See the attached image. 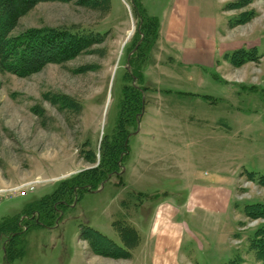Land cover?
Instances as JSON below:
<instances>
[{
  "label": "rangeland",
  "instance_id": "obj_1",
  "mask_svg": "<svg viewBox=\"0 0 264 264\" xmlns=\"http://www.w3.org/2000/svg\"><path fill=\"white\" fill-rule=\"evenodd\" d=\"M132 1L111 0L105 15L75 3H42L12 33L76 29L100 32L103 38L76 58L26 77L0 67V220L19 215L61 181L92 167L85 160L88 154L96 152L99 159L103 139L114 133L139 39ZM141 1L162 23L177 4ZM189 3L214 23L215 38L236 49L222 56L218 48L208 66L185 64L183 46L169 47L173 63L164 70L163 83L156 77L145 79L158 90L146 94L145 113L130 138L120 176H111L98 192H86L53 228L31 229L18 264H152L141 248L131 250L128 259L96 256L81 230L90 226L123 246L115 222L137 229L143 238L157 204L169 197L179 201L193 183L211 179L235 185L233 201L217 229L201 222L199 239L184 237L182 256L187 264H256L250 240L264 227V218L250 219L244 209L264 205V187L258 183L264 173V0ZM238 50L233 56L237 65L231 58ZM157 52L158 46L148 68L156 65ZM165 89L170 93L160 95ZM160 116L171 123L169 129ZM153 137L158 143L148 147L146 156L144 142ZM30 182H37L35 189L24 196L2 191ZM0 264H5L2 242Z\"/></svg>",
  "mask_w": 264,
  "mask_h": 264
},
{
  "label": "trees",
  "instance_id": "obj_2",
  "mask_svg": "<svg viewBox=\"0 0 264 264\" xmlns=\"http://www.w3.org/2000/svg\"><path fill=\"white\" fill-rule=\"evenodd\" d=\"M50 2L75 3L103 15L111 7V0H0L2 69L26 77L49 64L65 63L76 58L91 45L102 41L100 32L86 33L76 29H30L21 35L12 36L23 17L39 4ZM132 3L134 15L139 20V39L129 60L130 70L126 77L129 83L122 90L114 133L103 139L99 159L96 152L86 156V162L92 167L61 181L53 193L28 203L19 215L0 220V243H3L5 264H18L17 261L23 259L26 254V234L31 229L53 228L64 210L79 202L86 192H98L111 176L119 177L121 174L122 162L129 155L130 138L139 131L145 113L146 94L158 90L145 84L144 71L155 62H152L151 52L158 46L160 20L148 14L141 0H133ZM239 53L240 50L233 53L231 59ZM236 61L234 58L233 63L238 65ZM258 183L264 187V173L258 176ZM244 210L250 219L264 218V205H247ZM113 227L123 246L90 226L83 227L81 235L90 243L91 252L96 256L130 258L131 252L140 244L139 232L120 220ZM250 249L255 254L256 264H264V227L254 233ZM229 264H236L235 260Z\"/></svg>",
  "mask_w": 264,
  "mask_h": 264
},
{
  "label": "crops",
  "instance_id": "obj_3",
  "mask_svg": "<svg viewBox=\"0 0 264 264\" xmlns=\"http://www.w3.org/2000/svg\"><path fill=\"white\" fill-rule=\"evenodd\" d=\"M215 36L216 26L214 23L190 5L189 0H177V4L175 1L166 23H162L160 20L158 59L155 66L146 68L145 77H156L160 84L163 83L160 80L166 73L164 70L173 63L170 62L172 58L168 53V48L176 47V44L183 46L185 64L193 65L212 66V58L218 48L222 56L228 54L229 50L236 49L222 41V38L218 40ZM218 44H220L219 47ZM166 55H168V62ZM159 91L160 95L165 92L170 93L168 89ZM178 93L183 94L182 92ZM164 119L161 118L162 122L160 123L164 128L169 129L171 123L168 122V125ZM157 143L158 141L154 137L151 141L144 142L146 145L143 153L146 156L150 154L148 147L155 146ZM214 180L211 179V181L203 183L195 182L181 200L169 197L156 205L148 220L147 233L136 247L144 249V254L145 252L149 253L152 264H187L181 250L184 237L199 239L200 235L196 230L201 222L209 225L211 229L218 228L219 217L229 210L233 201L235 185H233L234 187L225 186Z\"/></svg>",
  "mask_w": 264,
  "mask_h": 264
},
{
  "label": "built area",
  "instance_id": "obj_4",
  "mask_svg": "<svg viewBox=\"0 0 264 264\" xmlns=\"http://www.w3.org/2000/svg\"><path fill=\"white\" fill-rule=\"evenodd\" d=\"M36 183L37 182H32V183L30 182L28 184H22V185L14 187V188L2 190V191H4V192L10 191L13 193L19 192L20 193L19 195L24 196L26 193L34 191Z\"/></svg>",
  "mask_w": 264,
  "mask_h": 264
},
{
  "label": "water",
  "instance_id": "obj_5",
  "mask_svg": "<svg viewBox=\"0 0 264 264\" xmlns=\"http://www.w3.org/2000/svg\"><path fill=\"white\" fill-rule=\"evenodd\" d=\"M136 133H138V131H137ZM101 189H102V188H101ZM101 189H100V190H101ZM100 190H99V191H100Z\"/></svg>",
  "mask_w": 264,
  "mask_h": 264
}]
</instances>
